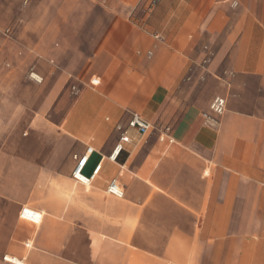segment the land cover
Listing matches in <instances>:
<instances>
[{
    "label": "crops",
    "instance_id": "crops-1",
    "mask_svg": "<svg viewBox=\"0 0 264 264\" xmlns=\"http://www.w3.org/2000/svg\"><path fill=\"white\" fill-rule=\"evenodd\" d=\"M217 97L226 112L212 126ZM132 114L154 129L130 130L112 162ZM85 155L86 176L102 165L89 187L72 177ZM112 180L123 198L106 192ZM10 259L264 264V0H0Z\"/></svg>",
    "mask_w": 264,
    "mask_h": 264
},
{
    "label": "built area",
    "instance_id": "built-area-1",
    "mask_svg": "<svg viewBox=\"0 0 264 264\" xmlns=\"http://www.w3.org/2000/svg\"><path fill=\"white\" fill-rule=\"evenodd\" d=\"M161 0H150L151 7L156 6ZM30 79L34 80L37 83H42L43 78L35 72L30 74ZM227 102L225 99L221 97L215 98L210 105V114L205 115L207 122L212 125H218V119L222 117L226 112ZM136 130L140 135H148L154 129L153 125L149 122L142 119L140 116L136 114H132L129 119L127 125H118L117 130L120 132V140L115 146L112 154L109 156V160L112 162H116L120 156V154L124 151L125 144L129 142V131ZM166 131H170L169 128ZM161 140H166L165 135L161 136ZM172 141V140H169ZM77 160V166L73 172V179L81 183L83 185L89 186L91 185L97 177L100 175L102 170V165H98L93 174L91 176L85 175V167L88 162V156L85 155L83 157H75ZM106 192L109 195H112L116 198H123L125 196V191L123 187L118 183L117 180H112L107 186ZM20 218L28 221L35 225H40L43 221L44 215L41 212L35 211L30 208H23L20 212ZM14 264L13 261H10Z\"/></svg>",
    "mask_w": 264,
    "mask_h": 264
},
{
    "label": "rangeland",
    "instance_id": "rangeland-1",
    "mask_svg": "<svg viewBox=\"0 0 264 264\" xmlns=\"http://www.w3.org/2000/svg\"><path fill=\"white\" fill-rule=\"evenodd\" d=\"M33 72L36 73V71H33ZM30 74H31V73H30ZM29 81H30L31 85L34 87V89L41 88V87L43 86V84H44V80H43L42 83H37V82H35V81L32 80V79H30Z\"/></svg>",
    "mask_w": 264,
    "mask_h": 264
},
{
    "label": "bare ground",
    "instance_id": "bare-ground-1",
    "mask_svg": "<svg viewBox=\"0 0 264 264\" xmlns=\"http://www.w3.org/2000/svg\"><path fill=\"white\" fill-rule=\"evenodd\" d=\"M87 115V114H86ZM81 116V115H80ZM90 116V115H89ZM89 118V117H88ZM83 140V139H82ZM89 187V186H88ZM6 259V258H5ZM8 261V260H7ZM9 261H13L14 264H22L21 262L17 261V260H12L10 259Z\"/></svg>",
    "mask_w": 264,
    "mask_h": 264
}]
</instances>
